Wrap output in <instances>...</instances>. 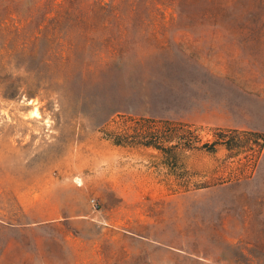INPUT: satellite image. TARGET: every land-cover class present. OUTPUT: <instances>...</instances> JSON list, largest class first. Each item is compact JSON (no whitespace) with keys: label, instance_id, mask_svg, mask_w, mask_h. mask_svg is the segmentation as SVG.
Listing matches in <instances>:
<instances>
[{"label":"rangeland","instance_id":"1","mask_svg":"<svg viewBox=\"0 0 264 264\" xmlns=\"http://www.w3.org/2000/svg\"><path fill=\"white\" fill-rule=\"evenodd\" d=\"M0 264H264V0H0Z\"/></svg>","mask_w":264,"mask_h":264},{"label":"built area","instance_id":"2","mask_svg":"<svg viewBox=\"0 0 264 264\" xmlns=\"http://www.w3.org/2000/svg\"><path fill=\"white\" fill-rule=\"evenodd\" d=\"M92 205L97 208L99 206L98 202H96V200L93 198L91 199Z\"/></svg>","mask_w":264,"mask_h":264}]
</instances>
